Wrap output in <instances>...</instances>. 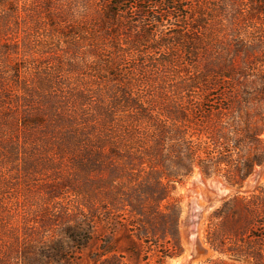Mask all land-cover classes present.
Segmentation results:
<instances>
[{
	"label": "trees",
	"instance_id": "obj_1",
	"mask_svg": "<svg viewBox=\"0 0 264 264\" xmlns=\"http://www.w3.org/2000/svg\"><path fill=\"white\" fill-rule=\"evenodd\" d=\"M95 4L106 12L108 35L115 34L128 0ZM148 14L142 11L139 20L157 25L158 17L147 21ZM195 29L190 40L176 29L148 47L160 52L153 56L157 64L176 67L174 61L181 60V69L168 71L170 83H148L145 56L122 67L108 55L84 64L71 52L54 53L32 78L22 75L20 63L7 68L0 60V125L17 132L0 141V164L20 162L23 171L50 167L62 177L60 161L45 159L55 152L65 159L66 171L54 190L48 185L45 199L58 198L62 186L80 197L57 231L47 230L57 221L46 219L32 234L0 233V264H81L99 226L110 234L123 228L145 249L141 257L138 246L129 249L137 261L151 264L157 250L160 264L182 252L174 185L197 167L206 177L219 175L240 187L264 162V31L255 26L245 38L216 43L207 35L200 45L203 28ZM71 33L82 40L83 30ZM143 39L136 36L112 51H137ZM8 42L2 49L15 55L28 45L25 39ZM173 46L182 55L164 62V48ZM82 68L88 81L71 78ZM109 239L96 237L100 243L89 254L90 264H129L126 256L111 254ZM205 243L215 257L200 264H264V188L223 201L209 217Z\"/></svg>",
	"mask_w": 264,
	"mask_h": 264
},
{
	"label": "rangeland",
	"instance_id": "obj_2",
	"mask_svg": "<svg viewBox=\"0 0 264 264\" xmlns=\"http://www.w3.org/2000/svg\"><path fill=\"white\" fill-rule=\"evenodd\" d=\"M87 1L0 0L1 62L5 59L7 68L20 63L22 75L32 78L34 74L39 73L40 69L49 66L50 61L47 60L54 53V55H62L64 52H71L74 54L72 58L76 63L82 62L84 64L96 63L102 55H108L115 59L118 64H121L122 67L133 63L135 58L138 60L140 57L145 56V59L150 62L149 67L146 68L149 69L146 72L147 76L145 75L148 78V83L155 84L167 80L170 83L171 75L167 79L168 71L181 69L180 67H183L181 60L174 61L176 67L165 63L164 65L157 64V61L154 62L157 59L153 56H157L160 52L148 49L153 45L154 40L159 39L163 34L164 37L173 36L172 32L177 29L185 33L184 41H187L193 37L195 38L197 35L195 28L201 26L203 28V38L199 44L204 45L207 41L205 40L207 35L211 36L212 43H216L222 39L245 38L246 34L251 32L255 26H260L264 31V0H128L126 15L116 20V33L109 36L108 31L105 30V28L110 27V24H107L104 20L105 10L101 11L99 5L95 4V0H91L90 3ZM142 11H148L147 21L152 20V17H158L159 23L157 25L150 22L142 23L139 20ZM144 28H146V33ZM192 28L193 33L183 32L186 29L192 30ZM74 29L83 30L81 41L77 42L78 38L72 35L71 32ZM147 33L149 34L147 35ZM139 35H143L144 39L140 44L141 46L137 47V51L128 49L125 46H123L124 51H121L122 48L119 51H112V47L118 48L120 43H126L130 39L134 40ZM10 38L25 39L28 45L22 49V54L15 55L2 49L3 46L10 45L8 42ZM165 49L164 62L165 59L182 55V51L180 52L177 46L172 47L173 51L167 52ZM68 55H65V57ZM54 59L56 58L53 56L51 62L55 61ZM96 65L98 66V64ZM5 66L4 69H6ZM125 70L128 69H123V71ZM80 74L74 73L71 78L87 81L90 79L83 68L80 70ZM135 74L141 75L138 68ZM151 74L154 75L151 76ZM106 87H111L110 83L104 88ZM16 133L15 128L0 125V141L6 139V137H12ZM262 138L264 142V133ZM52 153L54 155L47 156L45 159L54 163L56 159L60 161L57 167L61 168L62 177H55L50 167L44 169L37 166L23 171L20 162L18 164L15 162L13 164H0V233L7 234L9 231L15 230L22 234L29 229L32 234L33 227L36 226L37 222L46 219H48L47 221L50 219L57 221L51 229H47L57 231L59 229L58 221L67 220L66 212H73L72 206H77L80 197L74 195L72 191L64 186L58 190V193H60L58 198H54L50 202L45 199L48 193V185L54 190L60 180L64 179L66 171L65 167L62 166H66L65 159L57 157L55 152ZM33 159V157L28 158L29 161H33ZM256 167L258 166H255L253 170ZM195 170L199 171L197 167ZM191 175L174 185V190L171 193V201L178 203L181 208L179 235L182 252L173 257H166L160 264H170L171 259L189 253L195 247L194 243L203 250L201 254L197 255L194 264H200L215 257L205 243V235L210 215L216 208L221 206L222 202L216 203L203 212L201 218H197L199 220H197L194 230L188 216L190 214L188 204L190 197H187L184 193V189L187 188L191 180ZM200 175L205 180L220 179L226 183L219 175L206 177L201 172ZM259 187L264 188V175L252 190L240 195H249ZM195 189L207 196L215 194L213 187L208 188L196 184L193 190ZM194 231L195 239L192 238L193 235L189 237V234ZM110 233L108 228L97 227L94 232V240L81 255V264H90L89 254L98 251L97 246L100 242L96 240V237L99 235L105 238L110 237L109 240L113 250L111 254L126 256V262L129 264H144L141 262L140 257L144 254L142 250L145 249L143 246L139 247V243L129 236L128 232L121 227H116L113 233ZM134 246H138L136 250L140 252L138 261L129 250ZM156 255H158L157 250L149 260L151 264H155L157 261L158 257Z\"/></svg>",
	"mask_w": 264,
	"mask_h": 264
},
{
	"label": "water",
	"instance_id": "obj_3",
	"mask_svg": "<svg viewBox=\"0 0 264 264\" xmlns=\"http://www.w3.org/2000/svg\"><path fill=\"white\" fill-rule=\"evenodd\" d=\"M258 168H260V170L256 171L255 169L251 172V174L247 177L246 181L251 178L253 181L252 186L246 190L247 184L246 181H244V183L240 186V187H232L229 186L228 184L222 182L220 179H216V180H210L213 182L214 186V191L216 192L215 194V201L217 202H223L226 199H228L229 197L233 196V195H240V194H245L247 192H249L250 190H252L259 182L262 176V173L264 172V162L258 166ZM199 175L200 172L198 170H195L190 179L194 177V175ZM218 187H220L222 190H220ZM217 188V189H216ZM189 204V208H190V214L189 219L190 222L193 225V229L195 230V226H196V222H197V216H196V209L194 207V205L190 202H188ZM213 205V204H210ZM190 235H195V231L192 232ZM195 247H193L191 249V251L187 254H182L181 256H178L176 258H173L170 260V264H194V262L196 261L197 255L201 254L203 252V250L201 249L200 246L197 247V245L194 243Z\"/></svg>",
	"mask_w": 264,
	"mask_h": 264
},
{
	"label": "bare ground",
	"instance_id": "obj_4",
	"mask_svg": "<svg viewBox=\"0 0 264 264\" xmlns=\"http://www.w3.org/2000/svg\"><path fill=\"white\" fill-rule=\"evenodd\" d=\"M255 170L258 171V170H260V168L256 167ZM263 175H264V172L262 173L261 179H262ZM196 184L198 186H204V187H208V188H210V187L212 188L214 186V184L210 180H205L200 174L199 175L195 174L194 177L191 178V180L189 181L187 188L184 189L185 195L187 197H190L189 201H190V203H192L194 205V207L196 209L197 218H201L200 216L202 215L203 212H205L207 209H209L211 206L215 205L218 202L215 201V195L216 194H213L211 196H207V195H205V193L198 191V189L193 190V188ZM246 184H247V187H246V190H247L253 184L252 179L249 178L246 181ZM218 188L220 190H222L220 187H218ZM210 204H213V205H210ZM195 236L196 235H193L192 238L195 239L196 238Z\"/></svg>",
	"mask_w": 264,
	"mask_h": 264
}]
</instances>
